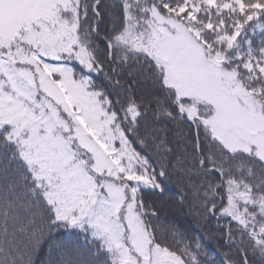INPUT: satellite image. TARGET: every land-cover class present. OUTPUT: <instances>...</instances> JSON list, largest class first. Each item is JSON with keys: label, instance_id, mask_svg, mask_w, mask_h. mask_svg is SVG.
I'll list each match as a JSON object with an SVG mask.
<instances>
[{"label": "snow or ice", "instance_id": "obj_1", "mask_svg": "<svg viewBox=\"0 0 264 264\" xmlns=\"http://www.w3.org/2000/svg\"><path fill=\"white\" fill-rule=\"evenodd\" d=\"M185 207L264 264V0H0V264H216Z\"/></svg>", "mask_w": 264, "mask_h": 264}, {"label": "trees", "instance_id": "obj_2", "mask_svg": "<svg viewBox=\"0 0 264 264\" xmlns=\"http://www.w3.org/2000/svg\"><path fill=\"white\" fill-rule=\"evenodd\" d=\"M169 196H175L177 199L180 198L178 189L174 184L169 185ZM181 219L188 236L190 238L196 237L198 239H204L209 258L214 260L216 264H222L225 259L224 254L227 249L221 242L215 239H209L215 231L216 222L210 221L207 225L199 222L196 219L195 214L188 212L187 207H185L184 212L181 215ZM68 238L69 237L65 234L63 237L54 238V242H58L61 239L66 240Z\"/></svg>", "mask_w": 264, "mask_h": 264}]
</instances>
